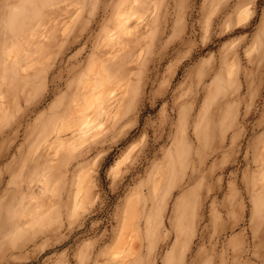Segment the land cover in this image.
<instances>
[{"label": "rangeland", "instance_id": "obj_1", "mask_svg": "<svg viewBox=\"0 0 264 264\" xmlns=\"http://www.w3.org/2000/svg\"><path fill=\"white\" fill-rule=\"evenodd\" d=\"M120 1L0 0V264H264V0Z\"/></svg>", "mask_w": 264, "mask_h": 264}, {"label": "bare ground", "instance_id": "obj_2", "mask_svg": "<svg viewBox=\"0 0 264 264\" xmlns=\"http://www.w3.org/2000/svg\"><path fill=\"white\" fill-rule=\"evenodd\" d=\"M138 1L137 0H121L118 4V6H116V8L114 9V14H115V24H116V30L111 33L108 37L107 43L108 44H112L115 42V35L117 31H120L122 33V35H126L129 31V27H128V23L133 20L135 18V12L133 11V8H135V6L137 5ZM129 5V6H128ZM128 6V7H127ZM246 10V9H245ZM244 15V14H243ZM248 15V14H247ZM102 44V43H101ZM104 44V43H103ZM124 47V46H122ZM121 47V48H122ZM110 52V51H109ZM108 54V53H107ZM125 58L126 55H122V56H118L115 59H109V62L106 65V69L108 71V73L103 69L104 65H97L96 71L100 74L99 76L102 77V81L100 82V84L97 83V77L96 75L91 76V73L89 72H84L87 75H85L84 81L82 83V94L83 97L86 99H90V96L95 95L98 98L101 97L100 95L104 92L105 88H106V79L108 78V75L111 71H113L118 65H121L125 62ZM94 69V67L90 68ZM111 74V73H110ZM99 81V80H98ZM84 101V100H83ZM85 103V102H84ZM100 104V102H99ZM100 106V105H99ZM104 106V105H103ZM83 109V108H82ZM81 108H78L77 106L75 107V109L71 112V113H67L65 112V114L61 117V120L56 123L53 124L52 123L45 129V133L48 134L49 132L52 135H57V131L60 128V125L63 124L64 119H66V115L69 117L71 116V114L76 113L77 111L82 110ZM103 109L102 105H101V110ZM84 114H86V112H84ZM103 115V114H102ZM78 121V120H77ZM68 122V121H67ZM96 122V121H95ZM65 123V122H64ZM96 124V123H95ZM64 125V124H63ZM67 126V124H65ZM74 125V123H73ZM101 124H97V126L99 127ZM65 126V127H66ZM69 126V125H68ZM96 126V127H97ZM72 127V126H71ZM70 127V128H71ZM97 127V128H98ZM64 128V127H63ZM67 128V127H66ZM88 128V127H87ZM86 128V129H87ZM62 129V128H61ZM96 129V128H95ZM60 130V129H59ZM66 130V129H65ZM64 130V131H65ZM84 133V132H83ZM81 134V133H80ZM87 134V132H86ZM85 134V135H86ZM58 136V135H57ZM46 141V140H45ZM47 142V141H46ZM69 143V141H68ZM44 144V143H43ZM70 145V144H69ZM71 146V145H70ZM70 148V147H69ZM73 148V147H72ZM130 147L125 153L124 155H122L120 158H117L114 163L110 166V171H115L119 168V166L123 163L122 160H124L125 158H127L128 154L131 151ZM128 152V154H127ZM115 173V172H114ZM113 173V174H114ZM78 181V180H77ZM76 181V183H77ZM81 181V180H80ZM84 181V180H82ZM79 183V181H78ZM82 185V182H80ZM78 187V188H77ZM76 188L79 189V186H77ZM82 187V186H81ZM80 187V188H81ZM76 194V193H75ZM78 194V192H77ZM77 194L74 197V202H77ZM73 204V203H72ZM78 207V206H77ZM133 214H127L122 226V231H121V235L117 238L116 243H115V248L112 249L111 252V256L113 259H118L119 258H125L123 257V255L126 253L127 251V245L128 243L125 241V238L128 237L130 234L134 233L135 231L133 230V219L134 216H132ZM120 234V233H119ZM118 234V235H119ZM128 255V254H127ZM122 261V260H121ZM124 261V260H123ZM123 264V262H121ZM120 263V264H121Z\"/></svg>", "mask_w": 264, "mask_h": 264}]
</instances>
